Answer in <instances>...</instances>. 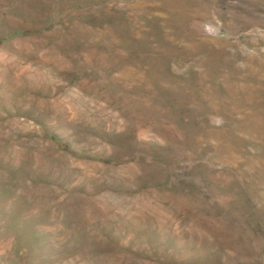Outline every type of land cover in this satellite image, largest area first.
<instances>
[{
    "label": "rangeland",
    "instance_id": "1",
    "mask_svg": "<svg viewBox=\"0 0 264 264\" xmlns=\"http://www.w3.org/2000/svg\"><path fill=\"white\" fill-rule=\"evenodd\" d=\"M0 264H264V0H0Z\"/></svg>",
    "mask_w": 264,
    "mask_h": 264
}]
</instances>
